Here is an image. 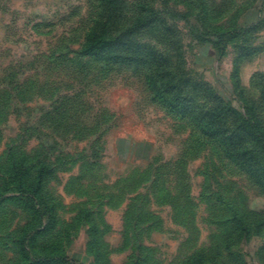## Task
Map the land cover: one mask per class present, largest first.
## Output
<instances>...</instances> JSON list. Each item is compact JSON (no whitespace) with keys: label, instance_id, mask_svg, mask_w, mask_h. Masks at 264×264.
I'll list each match as a JSON object with an SVG mask.
<instances>
[{"label":"rangeland","instance_id":"374dc122","mask_svg":"<svg viewBox=\"0 0 264 264\" xmlns=\"http://www.w3.org/2000/svg\"><path fill=\"white\" fill-rule=\"evenodd\" d=\"M145 1L0 0V264H264L263 156L162 101L264 126V0Z\"/></svg>","mask_w":264,"mask_h":264},{"label":"trees","instance_id":"16d2710c","mask_svg":"<svg viewBox=\"0 0 264 264\" xmlns=\"http://www.w3.org/2000/svg\"><path fill=\"white\" fill-rule=\"evenodd\" d=\"M155 0H146L145 4L147 3L146 7H149L151 9L148 16H144V18L139 17L136 18L132 28H152L155 27V23L158 20L157 14L154 12V2ZM153 9V10H152ZM205 10V9H204ZM145 11H148V8H145ZM203 13V12H202ZM186 16H190L189 14H186ZM199 19V17H197ZM228 34L220 33L219 38L223 40L224 37H226ZM202 35H199V39L201 40ZM94 40L90 39L88 44L93 43ZM90 48H92L91 54L92 55H99L101 53V48L99 46L90 45ZM149 58L147 59V64L149 65V74H154L155 77L159 76L160 72L158 68L160 67L161 59L160 54H153L151 53L148 55ZM121 56H112V60H119ZM130 62H134L135 60H129ZM153 68V70H152ZM168 78L172 77V81L174 83L175 81V88L178 90V94L175 96H171L169 92L166 93V97L162 98V101L169 107L170 110L178 113V114H184V116H190L193 118L194 122L197 124L201 134L204 135H213V137L218 138L219 141L222 142L224 146L225 152L232 156V157H238L240 159V167L244 169H250L252 173L258 174L255 170H253L255 165V155L251 150V147H253L257 152L259 151L260 155L264 158V126L261 123V120L256 114L250 115V116H243L242 114L239 115L238 121L240 122L239 130H240V136L235 135L232 131H224L223 129H218V121H219V113L214 111H207L205 109H199L197 105H192L191 102L187 98L183 97V90L181 88V85L184 84H192V86H196V82L190 83L188 80H180L176 84V75L173 74L170 70H168ZM184 78V77H183ZM171 87V84H169ZM203 87L202 85H200ZM250 108H253V106H250ZM231 110L227 108V106H222L220 109L221 113L230 112ZM218 130H215V129ZM210 129V130H208ZM236 142H239L237 144ZM237 144V145H236ZM250 145V146H248ZM252 167V168H249ZM259 185L264 191V176L259 177Z\"/></svg>","mask_w":264,"mask_h":264}]
</instances>
